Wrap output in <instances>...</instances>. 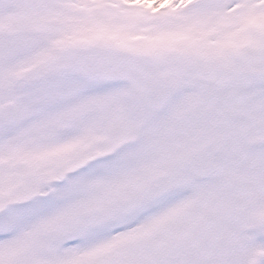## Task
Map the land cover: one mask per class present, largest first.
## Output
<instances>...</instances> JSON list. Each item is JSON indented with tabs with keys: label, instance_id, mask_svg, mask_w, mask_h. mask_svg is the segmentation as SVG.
<instances>
[{
	"label": "rangeland",
	"instance_id": "374dc122",
	"mask_svg": "<svg viewBox=\"0 0 264 264\" xmlns=\"http://www.w3.org/2000/svg\"><path fill=\"white\" fill-rule=\"evenodd\" d=\"M238 32L241 34L237 35ZM23 33L34 43L33 50L14 59V54L19 53L20 38L17 37ZM8 35L13 37L6 42ZM242 35L243 43L238 47ZM247 35L249 40L245 41ZM138 36L143 40L134 42L133 38ZM63 39L83 50L90 44L110 43L118 52L137 53L152 61L160 79L175 80L177 84L175 99L179 106L171 104L159 117L171 118L168 113L172 109L174 115H188L182 103L188 104V110L193 105H198L200 111L213 106L211 114L205 117L209 125L200 122L199 128L193 130L192 124L196 126L198 119L171 121L170 126L183 129L167 139L162 150L156 148L157 156L152 157L155 158L154 165L158 166L161 160L166 166L173 165L194 142L204 141L207 132H210V138L225 132L242 133L249 145L252 144L248 151L250 158L239 160L237 174L233 175L241 173L249 187L258 180L254 187L260 194L255 189L254 197L259 201L258 213L264 218V163L261 162L264 160V79L261 84L254 80L243 81L240 74H231L234 70L250 68L251 73L261 74L264 78V0H0V41L9 47L0 52V73L4 79L10 80L22 67L29 69L42 64L43 43ZM206 45H210L211 54H207ZM214 57L228 65L224 66ZM201 73L206 88L204 83L198 84ZM224 78H229L231 85L220 99ZM41 79L39 83L45 77ZM208 82L214 85L211 94L206 92ZM153 122L148 121L147 132L155 131L150 130V126H155ZM168 129L166 124L159 127L164 133ZM87 142L86 139L84 144ZM151 151L145 150L141 154L150 158ZM47 162L50 175H45L42 164L36 167L35 159L22 161L0 172L8 187L6 192L0 190V264H164L169 257L168 264H217L218 260L221 264H264V235L254 233L255 227L238 233L241 240L237 247L234 242L237 236L227 243L221 242V258L205 257L210 254L206 251L213 241L206 233L209 226L204 223V218L227 200L223 193L227 189L223 186V190L211 186L200 196L195 195L196 190L190 191L191 186H184L130 214H120L119 221H125L127 225L135 222L134 218L130 219L132 215L146 213L153 216L145 218L139 225L124 228L121 234L113 235L112 241L109 225L95 231L85 230L80 215L99 208L116 210L117 201L140 191L139 183L131 180V191L119 194L115 202L112 195L106 201L97 200L96 194L100 198L118 193L113 189L97 188L101 181L97 180L104 170L90 165L61 187L59 182L63 176L56 173L59 168H52L53 160ZM65 163L70 161L67 159ZM129 173V179H132L135 171L130 169ZM154 174L148 171L145 176ZM107 185L111 187L109 183ZM44 186L52 188L54 194L47 197L49 194ZM239 202L231 214L239 217L244 210L241 217L243 221L249 219L251 225L256 214L255 204ZM238 207L244 209L239 211ZM215 213L219 215V210ZM48 229L56 230V242L51 256L40 260L35 255V248L41 243L42 233ZM210 234L217 239L220 237L212 230ZM179 249L185 251L184 257L174 258Z\"/></svg>",
	"mask_w": 264,
	"mask_h": 264
},
{
	"label": "flooded vegetation",
	"instance_id": "af4514ba",
	"mask_svg": "<svg viewBox=\"0 0 264 264\" xmlns=\"http://www.w3.org/2000/svg\"><path fill=\"white\" fill-rule=\"evenodd\" d=\"M21 90V86L18 87V91ZM8 97V96H7ZM13 98L15 97H12V105L11 107H14V101H13ZM50 101V99H49ZM60 101H63L62 99H60ZM7 101L5 102V107H4V103H3V97L0 95V115L4 112V109L8 108V105H7ZM50 107V106H48ZM54 115H50L49 116V123L47 124L48 126L47 127H44L46 130H47V134L50 135L52 133V131H56L58 129H63V128H66L67 127V124H68V118H67V111H66V106H65V103L63 102L62 106H61V109L59 112H54L52 113ZM94 117L96 118V112L94 113ZM78 122L79 124L82 123V118L81 117H78ZM94 124H97V122H95ZM98 141H104L101 137H98L97 138ZM213 150L214 148L211 147V148H205L202 150V152H200V154H202L203 156L209 152V160L212 161V162H220L221 166L223 167L229 160L227 157L225 156H216L213 154Z\"/></svg>",
	"mask_w": 264,
	"mask_h": 264
},
{
	"label": "water",
	"instance_id": "95a60500",
	"mask_svg": "<svg viewBox=\"0 0 264 264\" xmlns=\"http://www.w3.org/2000/svg\"><path fill=\"white\" fill-rule=\"evenodd\" d=\"M164 192V186H153L150 189H148L143 197L146 199L152 198L153 196H157Z\"/></svg>",
	"mask_w": 264,
	"mask_h": 264
}]
</instances>
